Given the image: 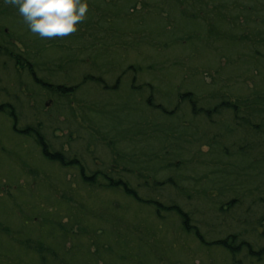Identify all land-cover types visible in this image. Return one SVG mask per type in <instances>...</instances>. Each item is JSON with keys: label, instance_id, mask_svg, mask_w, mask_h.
I'll use <instances>...</instances> for the list:
<instances>
[{"label": "trees", "instance_id": "obj_1", "mask_svg": "<svg viewBox=\"0 0 264 264\" xmlns=\"http://www.w3.org/2000/svg\"><path fill=\"white\" fill-rule=\"evenodd\" d=\"M116 1L88 0L87 20L83 22L86 33L80 30L82 32L80 35L92 36L91 39H93L99 34V39L103 42L109 39L113 32L120 30L122 24H113L119 19L130 23L139 20L137 27L139 31L137 32L146 33L150 37L146 39L153 41L159 32L156 30L165 28L163 24L165 18L163 14H165L172 19L171 25L175 19V24L186 31L178 40L171 39L172 44H179L180 39L185 43L197 40L201 42V45L198 42L193 43L194 47L189 44L191 52L193 50L196 53L201 50L213 53L212 50H214L222 54L227 63L226 71H229L228 75L222 78L226 85L216 88L217 77L214 76H212L211 85L202 83L200 80V86H203L201 90L182 91L178 89L180 99L176 98V102L168 106L152 100L154 91H150V87L153 86L151 83L145 86H142V82L135 84L138 74L143 75L148 72V68H143L142 64L130 65L129 69L133 71L130 78V90L135 93V96L122 106L130 111L132 116H129V112L125 115L123 110L117 109L119 106L116 105L117 108L114 110L117 112L119 110V114H124V116L120 114V124L123 123V125L113 128L111 127L113 124L104 123L110 120L106 116V105L95 104L90 107L88 102L82 104V101L75 100V92L82 86L79 78L61 75L56 78L60 82L54 83L50 80L53 76L56 77L54 74L50 78L47 75L39 77L36 70L45 62H41V54L26 52L25 55L24 53L23 55L21 53L9 55V52L13 50L3 47L0 42V56H14V68L18 71H26L31 78L29 81L41 92H45L42 93L45 96L36 100L40 108L35 109L43 110L49 103L53 104L54 108L56 106V110H61L59 111L61 114L67 112L74 117L80 115L84 121L89 118V114H95L99 122L102 120V124L110 126L106 128L109 130L108 134L114 133L112 129H116L112 137L115 140L114 143L118 138L123 137L126 122H130L132 127L139 128L135 133L139 134L140 143L145 142L142 145L145 151L138 147L137 153L134 150L129 154L124 150H119L120 147L117 149L118 157H115L114 161L117 164H123V172L114 175L107 172V169L91 170L77 154L67 155L63 150L64 143L57 144V147L53 145V139L48 140L46 133L43 132L44 124L38 119H33L36 115L32 110L30 117V114L25 115L26 118H31L30 121L18 126V122L22 119V112L16 102L0 104V120L8 121L12 118L13 121V125L9 128L10 132L4 135L10 142L6 147L9 148L7 153L12 157L4 162L0 161V177H8L13 185L18 181H23V177L29 179V182L33 181L39 189L37 193L41 195L42 201L38 213L31 215V220L33 216L34 219L40 218L39 222L33 225V228L37 229V236L30 237L20 232L15 233L16 231H11L6 224L0 223V236L5 237V239H0L8 241L7 245L0 244V256L10 258L13 251H16L21 254L17 263L23 262L25 256H32L34 264H57L56 258L59 259L60 253L66 256L63 264H97L98 261L103 264H194L199 251L190 249L189 244H194V242L196 244L197 240L210 252L202 257V264H263L264 244L257 246L246 239L243 233L233 231H228L225 237L218 233L208 240L198 225L192 222L193 219L189 216V212L184 210L180 203H173L170 199L165 201L163 198L168 197L166 192L168 187L176 190L178 185L184 186V181L191 178L196 180L191 182L192 184L197 183L199 179L207 178V175H203L202 178L201 175L194 177V171L190 173L184 165L186 162L189 163V159L185 156L187 149H184V145L180 147L181 133L179 130L184 132L186 130L184 123H187L182 119L185 115L181 113L184 111L188 112V117H192L188 121L190 124V127H187L188 130L192 129V126L197 127L196 122L212 128L211 132L214 134L210 136L209 131L206 130L201 135V140H205V145L207 142L210 148H217L221 156L228 154L233 158L225 163L219 161L223 163L222 168H227H219L218 173L221 175L218 177L214 174L213 177H209L208 181L211 184L203 189L201 197L207 199L209 191L211 192L215 187L219 190L225 182L224 178L229 176L237 175L236 179L240 180V184L247 183L253 176L254 178L262 177L264 173V0H121L122 5ZM196 2L197 4L194 5ZM162 10L166 13H161ZM154 12L157 13L158 19L155 16L152 17ZM142 21L150 25L146 23L143 26ZM190 24L193 27L187 31ZM139 41L141 44L144 39L140 38ZM54 42V40L49 42L52 48L55 47ZM165 45L168 44L165 43ZM90 50L92 47L88 46L78 48L74 50V54L83 57ZM100 54L103 53L100 52ZM215 56L217 55L214 53ZM61 60L68 70H76L79 67L72 58ZM151 69L154 68L151 66ZM160 71L163 72L164 69ZM216 73L218 75L219 72L216 70ZM243 74L255 80L260 78V85H255L249 90L248 87L245 89L241 81ZM90 75L94 73L89 74V77ZM154 77L156 80L157 75L154 74ZM84 78L85 76L83 80ZM93 79H95L94 76ZM97 79L95 81L103 82ZM119 81L117 80L114 86H118ZM191 84L196 85L193 82ZM212 85H214L213 89L208 91L209 86ZM0 91L3 92L6 89L3 88ZM143 92L144 104H141L139 99L135 98ZM146 94L148 96L145 98ZM62 103L65 105L63 106ZM159 116L163 119L162 123L157 121ZM56 129L53 128L52 131ZM130 131L132 132L131 129ZM0 132L2 133L1 130ZM8 134L13 138H10ZM134 134L132 142L136 139L138 141V137ZM28 142H32L37 151L33 150L30 144L29 149H26L23 154L22 145H29ZM229 149L233 152L231 153ZM147 150L162 152L153 153L151 156L145 153ZM141 152L142 156L135 155ZM205 153L196 150V156L201 155V159ZM130 156L134 159H129ZM161 158L164 159L159 161ZM126 162L129 163L126 164ZM157 163H164V170L168 174H173L169 180L159 178ZM13 165L18 166L21 171ZM49 165L66 170L74 168L76 175L70 181L63 179L55 181L46 174V168L41 167ZM128 173L130 177H127ZM238 175L242 176V179ZM15 176L19 178L14 182ZM133 176L137 177L136 184L131 178ZM262 182L264 181L257 180L255 184L261 185ZM249 186L250 184L244 187L249 189ZM44 188L50 192H45ZM139 188L145 194H141ZM106 190L115 193L116 196H123L122 199L127 200L126 203L119 201L120 197L119 199H106L111 197L100 195L107 192ZM0 197H3L2 194ZM208 199L219 206L222 214L225 210L224 205L233 210L240 202L237 197L231 198L226 204L219 198H216L218 202ZM261 199H264V196ZM150 210L153 211V216L150 215ZM148 217L158 220L159 223L151 221ZM173 217H179V219L174 221V224L169 223V219ZM28 223L27 220L22 222L24 226ZM42 233L52 238L50 243L45 241L47 237L41 238ZM85 236H89L90 239L83 241ZM69 243L71 245L65 251ZM5 245L6 247L3 248ZM92 245L96 246L93 252L90 251ZM174 250H179L178 253L182 260H176L178 256ZM86 257L89 258V262H85Z\"/></svg>", "mask_w": 264, "mask_h": 264}, {"label": "rangeland", "instance_id": "obj_2", "mask_svg": "<svg viewBox=\"0 0 264 264\" xmlns=\"http://www.w3.org/2000/svg\"><path fill=\"white\" fill-rule=\"evenodd\" d=\"M116 2L122 5L121 0H117ZM195 4H197V2L194 3V5ZM163 12L164 11L162 10L161 13ZM163 15L165 16L163 23L165 28L164 30H159L157 28L158 30L156 31L159 32L155 35L153 41L146 39L150 38L146 35V33L142 34V32H137L139 31V28H137L140 22L139 20L134 21L135 23H130L123 22L124 20L121 21V19L113 23L114 25L122 24L120 26L121 28H119L120 30L115 31V33L113 32L111 37L103 42L100 41L99 34L93 39H91L92 36L80 35L82 33L81 31L84 32V21L80 22L79 28L76 32L67 36L41 37L38 33H33L29 29L16 6L9 3L8 0H0V42L3 47H8V49L13 50V52H9V55H17L20 53L22 55L24 53L25 55L26 52H38L41 54V57L39 56L41 58V62H45L41 65L42 67L38 66L39 69L36 70L37 76L39 77L47 75V77L49 76L48 78H50V76H53L54 74L56 77L54 78L53 76L50 79L51 82L54 83L60 82L57 81L56 78H59L61 75H67L70 77L75 76L76 78H79V81H82V86L75 92L77 97H75V100L82 101V104L88 102L90 103V107L95 104L106 105V116L110 119V122L105 121L104 123H109V125L113 124L111 127L115 128L118 127V125H123V123L120 124V114L121 116H124V114L126 115L129 112V116H132L131 112L127 111V109H124L122 106L125 102H128L135 96V93L130 90V78L133 75V71L131 72V69H129L130 65L142 64L143 68H148V72H145L143 75L138 74V79L135 84L138 85L142 82V86H145L151 83L153 86L150 87V91H154L152 100L155 103L162 102L164 105L168 106L171 104L173 105L176 102V98L180 99V96H178V89H181L182 91H189V89L194 91L199 89L201 90L203 86H200V80H202V83L211 85V83H213L212 76H214L217 77V81L215 82L216 88L226 85V82L222 78L226 77L229 71H226L227 63L222 54L214 50H212L213 53L209 51L203 52L201 50H196V53L193 50L191 52V50H189V47H191L189 44H192V47H194L193 43L197 42L201 45V42L197 40L185 43V41L180 39L179 44H172L171 39L178 40V38L182 37L186 31L182 30V27L180 28L178 24H175V19H173V24L171 25L172 19L168 18L165 14ZM154 16L157 18L158 15L156 12H154L152 17ZM110 21H112V19ZM146 23L149 24L148 22H143L142 25L144 26ZM176 23H178V19H176ZM173 25H175V27ZM192 27L193 25L190 24L186 30L189 31ZM140 38L144 39V43L142 42L140 44ZM53 40L55 41L54 48H52V45L49 43ZM163 42L168 45H165ZM155 45H158V47H155ZM87 46L92 47V50H90L89 53H86L83 57H78L74 54L75 49H81ZM100 52L103 54H100ZM214 53L217 56L214 57ZM9 55L0 56V90L3 88L6 89V91H0V104L3 105L4 103L13 101L16 102V105L19 106V109L22 112V119L18 122V126L25 125L26 121H30L31 118H28L31 116L32 112H34L36 116L33 117V119H38V121H41V123L44 124L43 132L46 133L45 136L48 140L53 139V145L55 144V146H57V144L64 143L63 150L67 153V155L77 154L81 161L88 165L91 170L96 168L107 169V172L114 175L115 173L123 172V164H117L114 161V158L118 157L116 153L119 147V150H124L129 154L134 150L135 153H137L138 147L142 149V151H145L142 147L145 142L140 143L139 134L135 133L139 128L132 127L130 122H126L127 125L125 131L123 132V137L118 138L114 143L115 140L112 137L115 135L116 129H112L114 133L108 134L109 130L106 128L110 126L102 124V120L99 122V118L95 114H89V118L84 121L80 115L79 117H74L69 113L67 114V112L61 114V112H59L61 110H56V106L54 108L53 104L49 103L46 104V108L43 110L35 109L40 108L39 103L36 100L45 96L44 94L42 95V93L45 92H41L29 81L31 78L26 71H18L14 68V56L10 57ZM101 56L105 58H102ZM68 58H72L79 65L76 70H68V68L65 67L66 65L63 64L61 59ZM151 66L154 69H151ZM99 68H101L102 71ZM162 68L164 69L163 72L160 71ZM55 70H57V72H54ZM216 70L219 72L218 75ZM93 73L94 75H90L89 77V74ZM154 74L157 75L156 80ZM84 76L85 78L83 80ZM93 76L95 79H93ZM97 76L101 77L99 78ZM194 76L196 78H194ZM96 78H98L97 80H101L103 82L95 81ZM117 80H120L119 84L118 86H114L117 83ZM19 81H21V83ZM241 81L243 83L242 86L245 89L248 87V90L255 85H260V78H258V80L251 79L245 74H243V79ZM192 82L196 85L191 84ZM76 85L78 84L76 83ZM209 87L208 91L212 90L214 85ZM143 88L145 89V87ZM143 88L142 90H144ZM173 89H175L174 92ZM134 91L136 90L134 89ZM138 93L139 92H137V94ZM138 96L139 97L136 96L135 99H139L140 103L144 104V92ZM141 96L143 97L141 98ZM146 96L148 95L146 94L145 98ZM62 104L63 106L65 105V103ZM116 105L119 107L117 108ZM116 108L123 110L124 114H119V110L118 112L115 111ZM187 113L188 112L186 111L181 113V115H185L182 119L187 122L184 123V125H186V130H184V132L179 130V133H181L180 147L182 145L185 146L184 149H187L185 150V156L189 159V163L186 162L184 165L190 173L194 171V177H199L201 175L202 178L203 175H207V178L204 177L202 180L199 179L197 183L193 184L191 182L196 180L191 178L184 181V186L178 185L176 190L168 187L166 191L168 197L163 199H165V201L170 199L173 203H180L182 208L189 212V216L193 219L192 222H195L198 225V228L204 235L207 236L208 240H210L212 236L215 237L218 233L225 237L228 234V231H233L243 233L246 239L250 240L257 246L264 244V199H261V197L264 196V182H262L263 184L261 183V185L257 183L255 184L257 180L264 181V173L262 177L259 176L254 178L253 176L247 183L245 182L242 184H240V180L236 179L237 175L229 176L228 178H224L225 182L223 185L217 184L221 185L219 190L215 187L217 190L214 189L211 190V192L209 191L207 199L201 197L203 189L209 187L211 184V182L208 181L210 179L209 177H213V174L215 177L221 175L218 173V169L223 167V163H225V161L229 162L233 158H231L228 154L221 156L218 154L219 151L217 148H210L207 146V142L205 145V140H201V135L206 130L209 131L210 136L214 134V132H211L212 128H208V126L195 121L197 123V127L192 126V129L188 130L187 127H190L188 121H190L192 117H188ZM26 114H30L28 118H26ZM160 117L161 116H159L157 121L162 123L163 119H160ZM129 119L131 118L129 117ZM12 122V118L8 121L3 119L0 120V130L2 131V133L0 132L2 134L0 138V161L3 160L2 162L12 157L7 153L9 148H6L10 142L4 137L7 132H10L9 128L13 125ZM137 122L139 123V120ZM53 128L57 129L52 131ZM132 133H135L134 135L138 137V141L136 139V141L132 142V139H134V137H132ZM8 135L10 138H13L10 134ZM238 135L240 136V134ZM112 139L113 141H111ZM28 143L29 145H22L23 154L26 149H29L30 144H32V142ZM159 146L158 148L160 149ZM31 147H33V150L36 149L33 144ZM231 148L233 147L231 146ZM197 149L201 150V153L203 151L206 152L205 155H203L204 157L202 156V159L201 155L196 156ZM229 150L231 153L233 152L231 149ZM161 152L162 151L153 152L151 150H147L145 153L152 156L153 153L160 154ZM135 155L142 156L143 153L141 152ZM129 159L133 160L134 157L130 156ZM162 159L164 158L159 159V161ZM219 161H222L223 163H219ZM128 163L129 162H126V164ZM156 166L160 179L169 180L173 176V174H168L164 170V163H157ZM14 167L21 171L18 166ZM41 167L44 169L46 168V174L55 181H58L59 179L70 181L76 175V169L74 170V168L66 170L57 166L51 167L50 165ZM127 177H130V173H128ZM238 177L242 179V176L238 175ZM14 178L15 182L19 177L15 176ZM131 178L133 183L136 184L138 181L137 177L133 176ZM22 180L23 181H18L15 185H13L11 184L12 182L8 180V177H0V195L2 194L3 196L0 197V223L2 222L3 225L6 224L11 231H16L15 233L20 232L21 234H27V236L30 237L37 236V229L36 227L33 228V225L37 224L40 218L34 219L33 216V220H31V215L38 213L40 210V206H42L41 195L37 193L39 189L33 181L29 182L30 180L26 177H23ZM248 184H250L249 189L244 187ZM45 188L49 190L46 186ZM138 190L141 194H145L141 188ZM106 191L107 192H103L100 195L111 197L106 199H119L120 197L119 201L126 203L127 200L122 199L123 196H116L115 193L108 190ZM45 192L48 193L50 191L46 190ZM219 192H221V194H219ZM235 197L240 199L239 205H237V207L233 210L224 205L223 207L225 210L223 214L220 213L221 211L219 210V206H216L208 199L210 198L211 200L213 199V201L218 202L216 198H219L221 201H225L224 203L226 204L228 203V200ZM150 215L153 216V211L151 210ZM148 218L150 219V217ZM178 219L179 217H173L172 219H169L168 222L174 224V221H177ZM25 220H27V223L29 222L27 226L22 224ZM150 220L152 221L154 219L152 218ZM88 221L93 222L92 220ZM154 221L159 223L156 219ZM45 233H42L41 238L44 239L47 237V240L45 241L50 243L52 238L46 236ZM0 238L5 239V237L2 236H0ZM83 238V241L90 239L89 236H85ZM189 241L193 242L191 240ZM6 242L8 244L7 240L0 239V244H6ZM196 242V244L195 242L194 244H189V248L199 251V254L195 257L196 259L194 260V264H202V257H205V254L209 251L197 240ZM6 245L3 248H5ZM70 245L71 243L66 245L65 251L68 250ZM95 250L96 246L92 245L90 247V251L93 252ZM174 252H176L178 256L176 260H182L181 255L178 253L179 250H174ZM221 255H223V253H221ZM20 257L21 254L13 251L10 258L0 256V264H34L32 256H25L23 262L17 263V259H20ZM56 259L57 264H63L62 262L66 261V256L60 253V260L58 258ZM85 262H89L88 257L85 258ZM97 264L103 263L98 261Z\"/></svg>", "mask_w": 264, "mask_h": 264}, {"label": "clouds", "instance_id": "obj_3", "mask_svg": "<svg viewBox=\"0 0 264 264\" xmlns=\"http://www.w3.org/2000/svg\"><path fill=\"white\" fill-rule=\"evenodd\" d=\"M16 6L33 33L41 37L67 36L87 18L88 0H8Z\"/></svg>", "mask_w": 264, "mask_h": 264}]
</instances>
